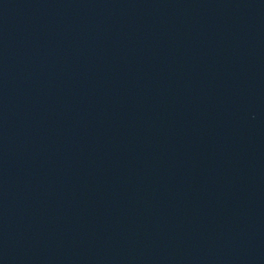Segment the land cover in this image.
Returning a JSON list of instances; mask_svg holds the SVG:
<instances>
[{
	"label": "water",
	"instance_id": "water-1",
	"mask_svg": "<svg viewBox=\"0 0 264 264\" xmlns=\"http://www.w3.org/2000/svg\"><path fill=\"white\" fill-rule=\"evenodd\" d=\"M0 264H264V0H0Z\"/></svg>",
	"mask_w": 264,
	"mask_h": 264
}]
</instances>
